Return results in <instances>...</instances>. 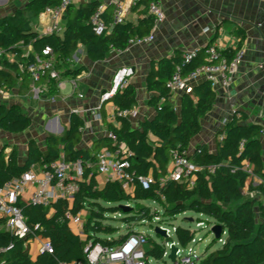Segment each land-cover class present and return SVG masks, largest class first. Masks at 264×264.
<instances>
[{
    "label": "trees",
    "instance_id": "16d2710c",
    "mask_svg": "<svg viewBox=\"0 0 264 264\" xmlns=\"http://www.w3.org/2000/svg\"><path fill=\"white\" fill-rule=\"evenodd\" d=\"M61 0H28L23 7L0 16V89L10 92L18 83L29 84L30 76L20 70L18 63L24 60L23 48L30 47L25 58L31 61L35 54L41 53L46 46L52 48L57 61V68L62 77L75 78L85 69L76 64L70 67L67 59L71 58L79 46H83L90 61L104 60L110 50H125L133 39L147 36L153 26V16L148 12L151 0H139L132 9L138 16L135 22L124 20L111 25L112 6H105L101 18L108 26L103 34H96L90 18L100 4L99 0H89L68 6L63 15L61 33L41 35L32 26L48 6H57ZM141 8H138L140 7ZM240 37L243 32L238 29ZM207 47V46H206ZM205 47V48H206ZM197 49L188 61L185 51L176 50L171 56L159 59L151 64L147 84L153 92L148 104L154 109V116L140 122L136 128L130 117L120 114L124 109H131L137 102L134 85L127 82L115 94L114 116L108 122V133L100 141L87 148L80 147L79 128L85 122L81 115L72 113L68 125L61 135L46 134L42 148L35 139L27 143V157L24 162L18 159V152L12 148L8 153L0 150V187L7 181L20 177L31 166L48 169L49 164L60 158L68 162L80 160L83 166L82 179L72 201L58 198L49 210L40 205L17 200V206L26 219L30 232L24 238H18L1 226L5 219L0 216V261L2 264H88L84 251L89 241L106 246H114L123 241L135 229L130 224L138 217L146 216L143 210L134 211L131 204L139 200L152 199L158 202L164 213L175 216L186 210H195L209 218V227L218 223L226 231L225 242L217 249L203 254L198 264H264V157L260 136L262 126L246 124L245 113H234L218 132L214 152L204 146L188 154V158L205 168L199 172L193 188L186 183L162 181L167 173L169 154L174 149L187 150L192 138L200 131V118L208 113L215 102L216 92L208 80L195 83L190 93H184L180 110L176 111L169 103L173 95L168 81L179 70L187 76L198 66L215 63L217 60L206 58L204 49ZM237 49V48H236ZM236 49L225 47L219 50V56L231 58ZM9 56H14L9 59ZM55 82L48 83L47 93L57 91ZM105 104L100 105L101 117L105 120ZM116 122V123H115ZM32 119L24 113L17 103L0 102V131L19 134L27 130ZM123 143L130 151L128 157L136 185L131 192L125 191L120 183L106 181L98 185L96 180L97 152L100 147L114 148ZM213 165L214 171L208 173L206 167ZM250 166L251 172L245 170ZM151 174L153 181L144 189L137 181L138 177ZM254 177L261 181L254 183ZM256 193L246 196L243 189ZM128 205V211L123 206ZM259 219H257V210ZM85 211L84 236L74 232L69 224L67 213L75 215ZM123 212L122 220L126 223L125 233L103 222L109 213ZM133 214H132V213ZM198 222H201L200 220ZM37 226V227H36ZM117 236L114 237L113 234ZM101 235H107L103 237ZM194 231L177 227L175 238L181 245H186L194 237ZM41 237L50 242L52 251L38 252L33 256L29 252V241ZM6 249L7 247H9ZM165 248L149 240L147 255L161 259Z\"/></svg>",
    "mask_w": 264,
    "mask_h": 264
},
{
    "label": "crops",
    "instance_id": "0c3cea01",
    "mask_svg": "<svg viewBox=\"0 0 264 264\" xmlns=\"http://www.w3.org/2000/svg\"><path fill=\"white\" fill-rule=\"evenodd\" d=\"M27 1L18 0V4H15L16 0H0V16L14 12L19 8L17 5L23 7ZM99 1L109 5L108 0ZM122 1L126 7L124 20L135 22L137 11L132 9L129 0ZM158 1L165 18L151 29V40L130 43L123 51L110 50L107 57L101 61H90L84 47H78L75 52L78 60L76 64L83 65L85 69L73 78L76 87L73 86L72 78H66L54 95L47 93L39 99L33 97L31 82L24 86L18 83L7 94L0 92L1 103H17L32 119L31 126L22 133L3 132L4 137H8L0 146L6 144L9 151L15 148L19 161L24 162L28 140L35 139L43 148L46 134L50 131L63 132L72 113L81 115L85 122L84 129L80 132L79 146L87 148L100 141L109 132L107 125L113 119L115 106L112 101L105 105V120L101 114L100 119L94 116L91 110L99 106L101 93L110 86L113 73L122 65L134 68L129 82L136 89L137 102L133 106L134 116L130 119L133 126L139 128L140 122L152 118L155 112L148 104L153 94L147 84L151 64L171 56L176 50L187 52L203 49L207 45H220V49L242 48L244 56L238 64L231 84L223 87L217 83L213 87L216 92L214 105L200 118V131L192 138L188 150L192 153L194 149L205 146V149L214 152L216 140L219 139L218 132L233 114L238 112L246 114L244 123L262 126L260 140L264 157V0ZM138 8H141V5ZM50 25L51 19L46 15L40 14L32 20V26L40 34ZM238 29L242 30L243 37H240ZM23 49L28 51L30 47ZM199 81L201 80H188L184 90L174 92L169 98V103L176 111L180 110L183 94L190 93L192 86ZM104 147H100L98 151ZM34 170L40 172L41 168L35 165ZM256 178L260 180L258 177H254V180ZM96 180L98 185L106 182L105 177L98 173ZM27 196L24 195L22 199L28 201ZM1 229L4 230V225ZM43 240L45 239L36 237L29 241V252L33 256L39 252Z\"/></svg>",
    "mask_w": 264,
    "mask_h": 264
},
{
    "label": "built area",
    "instance_id": "2783aa9c",
    "mask_svg": "<svg viewBox=\"0 0 264 264\" xmlns=\"http://www.w3.org/2000/svg\"><path fill=\"white\" fill-rule=\"evenodd\" d=\"M86 1L89 0H61L57 6L46 7L41 15L50 17L51 25L46 31H44V33H61L63 29L62 15L65 9L70 5H77ZM137 1L139 0H129L131 5H135ZM108 2L109 5L112 6L111 25L123 22L126 12L124 2L122 0H108ZM105 6L106 4L100 3L90 18V22L92 23L96 34L99 35L108 30V26L101 18V13ZM148 12L153 16V30L165 18L163 9L158 0H151L148 3ZM151 31L144 38L133 39L130 43L151 40ZM220 47V45H207L204 49L206 58L209 60L216 59L217 61L215 63L202 64L195 70L191 71L187 76H183L179 70L175 71L168 81V86L171 92L174 93L184 90L188 80H208L213 87L217 83H220L223 87H228L233 80L238 64L244 56V50L238 48L231 58H227L225 56H219ZM3 53V50L0 49V56ZM192 54H194V51L185 52V60L188 61ZM28 55V51L22 54L24 60L19 62L18 66L20 70L26 71L29 74L31 91L34 98L39 99L42 95L47 94L48 83L51 80L55 82L57 88L64 84L66 78L62 77V71L56 66L57 61L51 47L46 46L42 49L41 53L35 54L31 61L25 59ZM13 58L14 56H9V59ZM77 62L78 60L75 57V53L71 58L67 59V63L70 67H73ZM133 74L134 68L130 65H122L115 70L111 78L110 86L100 95L99 106L91 110L94 116L100 119V105L111 103L110 99L123 88ZM72 83L73 86L76 87L73 78ZM0 92L2 94L8 93L2 89H0ZM81 96L82 95H80V97ZM119 113L131 118L134 116V109H124ZM113 116L114 111L112 112V118ZM83 129L84 126L80 127L79 131L82 132ZM108 134L114 139V136L111 133ZM194 150H196L197 153L201 152L200 149ZM189 153L188 149H174L170 152L166 164L167 173L162 181L172 180L186 183L188 188H193L195 186L198 173L204 171L205 168L189 159ZM129 156L130 151L123 143H119L112 149L107 147L101 148L97 152L96 171L99 175L104 176L106 181L118 182L125 191L131 192L136 185V180L133 177L131 164L128 159ZM34 166L35 165L31 166L20 177L13 178L0 187V216L5 219L3 224L4 230L9 231L18 238H24L30 232L26 219L16 204L19 198H23L24 195L27 194V200L29 202L40 204L52 213V203L58 198H65L69 202L73 200L74 195L79 188L78 181L82 179L83 166L80 160L68 162L64 157H60L52 161L49 164L48 169H41L40 172L34 170ZM206 169L208 173H211L214 171V166L210 165L206 167ZM245 170L250 173V166L246 165ZM137 181L144 189H147L152 183L153 177L151 174H148L146 176L138 177ZM260 181L261 180H258V182ZM67 216L69 218L71 229L77 234L84 236L83 228L85 211L75 215L67 213ZM199 224L202 225V222H199L198 225ZM155 225L164 229L168 236L166 239L170 240L165 241L164 244H162L165 248L162 257H168L170 247L171 245H174L177 248L175 261L173 262L174 264H198L200 262L203 255L199 254L193 246L196 242L195 235L190 242L183 246L175 238L177 227L173 226L170 229L164 224ZM171 232L174 235V240L171 239ZM224 233L225 230H223L220 238L217 239V241L222 242V244L226 239H222ZM149 240V236L145 233L135 231L114 246H106L89 241L84 249L87 263L149 264L150 255H147ZM147 245L148 248H145ZM8 248H10V246L6 249ZM42 251H52L49 241H42L39 247V252ZM0 264H2L1 261Z\"/></svg>",
    "mask_w": 264,
    "mask_h": 264
},
{
    "label": "rangeland",
    "instance_id": "374dc122",
    "mask_svg": "<svg viewBox=\"0 0 264 264\" xmlns=\"http://www.w3.org/2000/svg\"><path fill=\"white\" fill-rule=\"evenodd\" d=\"M15 4H18V0H16ZM17 6L21 7V5H17ZM23 51L26 52L24 49ZM59 122L62 123L61 121ZM7 137L8 136L4 137V133L0 131V143H4L7 140ZM0 148L4 149V151L7 152L9 151L7 150L6 144H1ZM257 182L258 179L256 178L253 184ZM243 192L246 194V196L249 197L257 195L256 193L248 191L247 187L243 189ZM131 205L132 207L135 208L134 211H138V210L140 211V208L145 207L143 211L146 212L147 215L143 217H138V220L132 221L130 225L134 227L135 231L145 233L146 235L149 236L150 240L154 241L159 245H162L164 244L165 241H170V240L154 232L155 224H164L168 226L170 229L173 226L174 227L179 226L194 231L196 242L193 246L195 250L202 255L209 253L219 248L222 245V242L217 241V239L214 238L213 234L210 231L209 225L211 222L210 223L207 222L209 218L203 214L198 213L195 210H186L184 212L176 214L175 216H169L164 213L161 205L152 199L139 200L137 204L133 202V204ZM123 214H124L123 212L113 213V214L109 213L108 219H106L103 223L117 228L118 233L123 234L126 232L127 229L126 223L121 219ZM259 216L260 215L257 210V219L260 218ZM199 220L202 222V225L200 224L198 225ZM101 236L106 237L107 235H101ZM113 236L116 237L117 234L114 233ZM225 238H226V231L222 236V239ZM171 239L174 240V235L172 232H171ZM145 248H148V245ZM149 264H174V263L168 257H162L161 259H156L150 256Z\"/></svg>",
    "mask_w": 264,
    "mask_h": 264
},
{
    "label": "water",
    "instance_id": "95a60500",
    "mask_svg": "<svg viewBox=\"0 0 264 264\" xmlns=\"http://www.w3.org/2000/svg\"><path fill=\"white\" fill-rule=\"evenodd\" d=\"M41 35H46L45 33L41 34ZM186 93V92H185ZM112 99V98H111ZM110 99V100H111ZM105 104V103H104ZM226 124V123H225ZM51 134H54V135H61L62 134V130H59L57 132L55 131H50ZM129 206L128 205H124L123 206V209L124 211H128L129 210ZM189 220H192V219H189ZM224 228L221 224H214L210 227V231L211 233L213 234L214 238L215 239H219L222 232H223ZM154 232L164 238H167L168 236L166 235V232L164 229H162L161 227H159L158 225H155L154 226ZM176 251H177V248L174 246V245H171L170 247V252L168 254V258L174 262L175 261V254H176Z\"/></svg>",
    "mask_w": 264,
    "mask_h": 264
},
{
    "label": "bare ground",
    "instance_id": "6f19581e",
    "mask_svg": "<svg viewBox=\"0 0 264 264\" xmlns=\"http://www.w3.org/2000/svg\"><path fill=\"white\" fill-rule=\"evenodd\" d=\"M53 129V128H52Z\"/></svg>",
    "mask_w": 264,
    "mask_h": 264
}]
</instances>
